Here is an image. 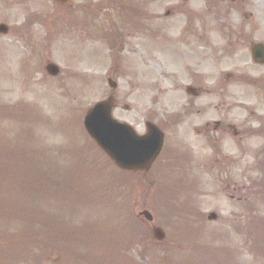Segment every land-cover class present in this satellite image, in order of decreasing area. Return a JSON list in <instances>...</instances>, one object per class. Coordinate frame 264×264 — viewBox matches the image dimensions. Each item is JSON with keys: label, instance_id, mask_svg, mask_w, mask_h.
<instances>
[{"label": "rangeland", "instance_id": "374dc122", "mask_svg": "<svg viewBox=\"0 0 264 264\" xmlns=\"http://www.w3.org/2000/svg\"><path fill=\"white\" fill-rule=\"evenodd\" d=\"M146 1L157 20L150 32L167 46L148 28H134L131 8L146 9ZM69 3L0 0V24L8 27L0 35V110L13 114L0 115V172L32 166L46 189L26 200L23 178L0 177V233L23 230L9 209L31 204L35 221H47L35 237L41 264H264V239L251 228L264 219L257 184L264 179V67L252 63L247 46L227 48L209 13L199 23L163 19L178 0ZM47 62L61 74L46 75ZM110 95L113 119L139 135L147 121L164 134L147 173L118 170L84 133L86 111ZM228 125L245 129L242 142ZM9 152H19L18 162L5 159ZM71 173L82 181L66 184ZM143 210L151 223L138 217ZM210 213L215 221H207ZM154 226L164 232L161 243L152 239ZM56 231L65 236L50 246ZM77 232L109 239L81 245L73 243ZM120 235L130 240L116 247Z\"/></svg>", "mask_w": 264, "mask_h": 264}, {"label": "water", "instance_id": "95a60500", "mask_svg": "<svg viewBox=\"0 0 264 264\" xmlns=\"http://www.w3.org/2000/svg\"><path fill=\"white\" fill-rule=\"evenodd\" d=\"M59 3L67 4V0H56ZM5 26L0 25V33H6ZM253 60L259 63L264 62L263 49L256 46L253 49ZM46 71L49 75L55 76L59 73L54 65H47ZM111 88H115V83L108 80ZM189 92L192 90L188 89ZM111 100L96 104L91 108L84 118V127L89 136L96 144L107 154V156L120 169L127 171L147 170L150 164L157 157L161 145L162 134L151 124L147 123V134L138 137L130 127L120 124L111 118ZM141 215L146 221H151L152 217L147 212ZM214 215H210L209 219H214ZM153 237L161 241L164 234L160 229L152 230Z\"/></svg>", "mask_w": 264, "mask_h": 264}, {"label": "flooded vegetation", "instance_id": "af4514ba", "mask_svg": "<svg viewBox=\"0 0 264 264\" xmlns=\"http://www.w3.org/2000/svg\"><path fill=\"white\" fill-rule=\"evenodd\" d=\"M178 1L179 3L176 6H172L164 12L163 19L183 16L188 23H199L205 17V13H209L212 19H215L216 28L222 27L221 31L225 30L227 48L247 46L250 49L253 44L260 43L258 37L264 34V0H201V4H197L195 9L187 14L181 11H183L184 3L186 5L189 0ZM145 4L146 9L140 8L138 4L135 5L132 15L135 18V27L141 25L144 29L148 28V35L150 34L152 38L157 33L150 32V29L155 27L157 20L153 9L148 6V1ZM161 39L167 46L169 40L165 41L162 37ZM215 125L217 127L218 123ZM227 127L232 137L237 138L238 142L243 141L245 134L243 127L240 129H235L233 125ZM217 129L214 128L212 131L214 132ZM206 138L207 136L204 139Z\"/></svg>", "mask_w": 264, "mask_h": 264}, {"label": "trees", "instance_id": "16d2710c", "mask_svg": "<svg viewBox=\"0 0 264 264\" xmlns=\"http://www.w3.org/2000/svg\"><path fill=\"white\" fill-rule=\"evenodd\" d=\"M16 154V153H15ZM32 166L28 167L23 172L19 173L11 170L9 168V171L6 169L2 173L0 172L1 179H4L6 181L13 180L15 183H17L18 178H23L24 181V188L23 192L24 194H27L25 196L26 200H33L31 197H33L34 192H45L46 189H44V185H42V182H40V179H42L43 176H38L37 172L34 171V169H30ZM2 167H0V170ZM78 182V181H77ZM79 183V182H78ZM33 202H28V204ZM25 206V203H24ZM6 209H9L10 207H5ZM26 209H23L21 211L16 209H9L10 216L14 217H20L25 222V227L23 230H21L17 234H9L6 233V236H4L3 233H0V264H41L39 254L37 253V250L43 245L40 241L36 240V235L38 233L44 232V227L47 224L45 220H42V224H39L38 221H35L36 215L31 214V209L33 208V205L30 204V206H25ZM3 209L0 208V214L4 215L2 213ZM38 216V215H37ZM39 229V230H37ZM41 229V230H40ZM43 229V232H42ZM41 231V232H38ZM55 232L50 234L53 236L54 240L50 239V236H48L51 243L49 244L51 246L52 243H55L57 245L60 244L61 237H64L65 235H61L60 232L56 231V235H54ZM258 236L263 237L261 233L257 232ZM81 234L77 233L73 237L75 242L77 244H87L89 245V242L87 240V236H80ZM38 237V236H37ZM95 241H97L98 236L95 237ZM264 239V237H263ZM118 240L122 243L129 242L130 239H128V236H121L118 238ZM258 241V240H257ZM256 242V241H255ZM260 242V241H258ZM61 244H63L61 242ZM71 247H74L72 244ZM261 249V248H260ZM262 251V249H261ZM36 253V255H35ZM102 254H106V252H103ZM35 255V256H34ZM85 254L84 256H86ZM118 257V256H117ZM39 258V261H38ZM119 259V258H118ZM13 261V262H12Z\"/></svg>", "mask_w": 264, "mask_h": 264}]
</instances>
